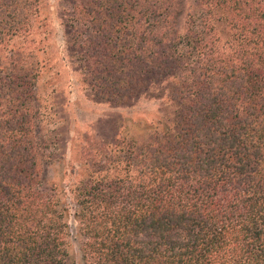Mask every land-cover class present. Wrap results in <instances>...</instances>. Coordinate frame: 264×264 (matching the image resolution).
Returning <instances> with one entry per match:
<instances>
[{
    "label": "trees",
    "instance_id": "1",
    "mask_svg": "<svg viewBox=\"0 0 264 264\" xmlns=\"http://www.w3.org/2000/svg\"><path fill=\"white\" fill-rule=\"evenodd\" d=\"M65 1L90 97L158 110L73 145L71 203L45 187L41 0H0V264H78L74 236L83 264H264V0Z\"/></svg>",
    "mask_w": 264,
    "mask_h": 264
},
{
    "label": "rangeland",
    "instance_id": "2",
    "mask_svg": "<svg viewBox=\"0 0 264 264\" xmlns=\"http://www.w3.org/2000/svg\"><path fill=\"white\" fill-rule=\"evenodd\" d=\"M66 6L65 0H41L40 19H38L42 25L38 39L41 38L44 42L41 48L45 53L43 54L41 50L40 58H45L50 66L44 69L36 92L41 114L55 117L56 121L62 119L56 137L57 145L53 144L51 148L38 151L44 185L45 187L57 185L66 190L68 201L71 203L72 197L68 188L76 179L75 173L72 172L76 166L72 151L76 147L73 145L83 142L89 152L97 154L96 142L101 141L102 138L105 140L111 138L120 126L118 118L121 117L126 121L130 119L149 121L154 118L158 103L142 99L133 109L121 112L107 104L97 103L90 97V93L81 85V75L75 71L71 63L62 21ZM35 124L39 135L41 123L36 121ZM52 127L54 129V126L44 123L41 132L45 138L51 136ZM133 134H136L134 126L131 127V135ZM88 137L90 139L87 140ZM72 213L73 211L71 215ZM70 220L74 227L73 216ZM71 243L74 258L78 264H83L78 238L74 236Z\"/></svg>",
    "mask_w": 264,
    "mask_h": 264
}]
</instances>
